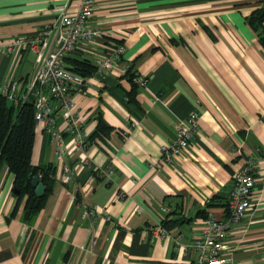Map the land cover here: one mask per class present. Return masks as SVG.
<instances>
[{
  "label": "crops",
  "instance_id": "1",
  "mask_svg": "<svg viewBox=\"0 0 264 264\" xmlns=\"http://www.w3.org/2000/svg\"><path fill=\"white\" fill-rule=\"evenodd\" d=\"M260 1L92 0L88 24L100 36L70 54L89 62L102 48L123 50L100 72L89 62L92 73L71 95L89 142L84 154L72 149L50 100L73 177L59 182L49 134L35 128L31 162L50 164L54 181L29 222L26 197L17 203L13 175L0 165V264H188L193 253L172 237L185 243L207 215L223 218L222 206L206 203L223 201L244 165L253 178L249 207L228 228L224 264H264V48L244 23ZM77 4L0 0V84L14 79L22 92L34 71V54L1 52L6 43L33 37ZM128 67L145 79L135 103L125 98ZM191 111L197 131L164 162L161 146ZM83 155L88 165L79 164Z\"/></svg>",
  "mask_w": 264,
  "mask_h": 264
},
{
  "label": "built area",
  "instance_id": "2",
  "mask_svg": "<svg viewBox=\"0 0 264 264\" xmlns=\"http://www.w3.org/2000/svg\"><path fill=\"white\" fill-rule=\"evenodd\" d=\"M92 7V0H78L77 8L71 15L58 13L33 37L10 40L1 50V52L14 53L18 49L25 48L34 54L31 82L19 92L18 82L9 79L0 84V95L14 103L23 102L29 95L32 96L35 128H41L49 134L54 159L61 163L59 182L63 184L72 179L73 169L63 160L65 147L61 131L55 126L50 100L54 102L55 111L63 120L62 130L69 135L72 149L84 154L89 142L77 120L71 95L84 86L87 76L68 70L64 57L72 53L80 41L99 38V30L88 24ZM122 50L121 44L108 49L102 48L89 62L95 66L96 73L100 72L101 69L110 68L113 58ZM132 81L137 86L145 84V79L136 75L132 76ZM197 129L198 113L191 111L175 125L173 141L161 146V159L164 162H171L186 147L190 136ZM79 164L88 165V157L83 155ZM94 173L99 177H109L111 171L95 169ZM252 186L251 168L244 165L232 175V184L225 197L226 216L216 218L207 215L199 231L185 243H179V234L172 237L174 245L180 246L184 252L193 253V259L188 264L225 263L226 258L223 253L228 228L244 216L249 207Z\"/></svg>",
  "mask_w": 264,
  "mask_h": 264
},
{
  "label": "trees",
  "instance_id": "3",
  "mask_svg": "<svg viewBox=\"0 0 264 264\" xmlns=\"http://www.w3.org/2000/svg\"><path fill=\"white\" fill-rule=\"evenodd\" d=\"M261 5L250 12L244 19L245 25L254 33L258 44L264 48V0ZM68 70L81 76H89L93 66L86 60L71 54L64 57ZM124 76L129 82L125 91L127 102L135 103L134 96L137 85L132 81L133 73L126 69ZM98 131L103 125L98 122ZM35 139V121L33 116V98L31 95L23 102L7 101L0 95V165H5L13 175V190L17 203L26 197L23 206V220L30 221L43 206L53 183L54 168L50 164L34 165L31 162L32 149ZM37 176L44 186V194L36 197L30 184L31 178ZM226 198L210 199L206 206H222L224 216L227 214ZM218 200V201H217ZM167 222L162 223L167 227Z\"/></svg>",
  "mask_w": 264,
  "mask_h": 264
},
{
  "label": "water",
  "instance_id": "4",
  "mask_svg": "<svg viewBox=\"0 0 264 264\" xmlns=\"http://www.w3.org/2000/svg\"><path fill=\"white\" fill-rule=\"evenodd\" d=\"M30 184L36 197H41L44 194V186L37 176L31 178ZM13 191L15 194L18 192L15 189Z\"/></svg>",
  "mask_w": 264,
  "mask_h": 264
}]
</instances>
